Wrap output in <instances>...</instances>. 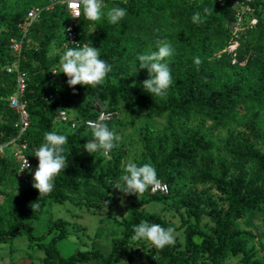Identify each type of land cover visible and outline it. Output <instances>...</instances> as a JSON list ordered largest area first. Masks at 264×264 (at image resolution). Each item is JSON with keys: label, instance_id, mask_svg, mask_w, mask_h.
Returning <instances> with one entry per match:
<instances>
[{"label": "trees", "instance_id": "1", "mask_svg": "<svg viewBox=\"0 0 264 264\" xmlns=\"http://www.w3.org/2000/svg\"><path fill=\"white\" fill-rule=\"evenodd\" d=\"M104 2L109 3V9H126L127 15L115 25L102 21L90 32V20L82 9L75 29L78 41L82 44L90 41L93 47H97L100 58L112 66V71L105 83L96 87H69L67 77L59 73L60 86L51 94L47 87L52 72L60 65V57H50V48L57 42L63 54L69 49L65 48L63 34L69 22L65 6L57 4L43 11L39 21L32 26L17 60L10 50V43L20 39L19 25L31 8L45 9L50 0H0V146L14 139V143L9 144L10 150L14 145L24 144L26 149L22 154L29 159L34 170L38 160L33 155L44 142L46 132L55 130L68 137L65 145L68 165L55 179L50 194L39 196L38 190L32 187L34 173L20 179L19 192L9 191L15 185L14 178L7 180L5 189L0 190L3 197L0 245L21 235L29 242L39 243L52 235L47 245L38 244L45 254L42 264H88L90 261L116 264L117 257L125 253L133 240L134 226L148 221L164 228L172 227L175 231L184 229L183 250L174 252L170 245L156 248L167 264H195L198 252H206L211 264H221L228 254H240L242 264H264L254 259V253L247 249L248 242L244 237L251 233L237 226L239 221H254L264 214V151L257 147L260 144L264 149V114L256 110L243 123L247 133L236 135V147L229 148L231 159L219 152L220 147L214 139V133L228 129L232 115L241 112L248 103L264 101V26L259 20L264 0L249 3L258 21L238 38L232 37L228 24L235 20L234 4L245 5V0ZM205 8L209 10L208 14L204 13ZM198 11L204 22L195 24L191 17ZM160 39H167L174 49L168 60L173 83L163 97L150 96L143 89L142 82L149 74L146 69H139L137 59L139 55L156 51V41ZM235 42L238 45L230 52L229 48ZM195 57L202 60L198 67L193 62ZM11 64L15 69L7 74L6 69ZM19 72L26 79L22 99L29 113V126L16 139L18 114L10 107V97ZM49 95H52L51 99ZM120 103L132 126L139 120L137 108L144 110L146 118L167 117L172 128L169 136L153 138L143 135V152L136 164L151 163L158 179L168 186L169 194H150L149 188L144 192L148 193L145 198L125 195L130 204L121 220L122 236L112 239L108 256L93 248L63 258L57 243L68 236L66 222L62 219L54 221L39 237L32 235V223L48 202H69L87 211L95 209L97 194L106 197V192L123 174L121 161L126 153L116 147L109 153L108 160L104 159L102 152L90 155L83 145L93 138L91 130L83 126L71 130L66 125L70 130L66 134L56 124L59 122L57 114L65 111L70 116L69 112L75 110V119L85 121L95 119L101 108L117 115ZM193 116L201 119L196 127L188 129L185 134L176 129V124L188 123ZM245 164L252 165L249 180L241 174H233L234 169L241 170ZM18 172V162L10 154H0V185L10 177L9 174L15 177ZM189 183L214 187L223 196V206L188 188ZM34 202L39 208L33 207ZM154 202L183 209L185 215H180V226L175 227L157 214L143 218L142 208ZM202 209L208 210V215L213 218L211 233L200 227ZM195 238L201 239L199 246Z\"/></svg>", "mask_w": 264, "mask_h": 264}, {"label": "rangeland", "instance_id": "2", "mask_svg": "<svg viewBox=\"0 0 264 264\" xmlns=\"http://www.w3.org/2000/svg\"><path fill=\"white\" fill-rule=\"evenodd\" d=\"M110 1V0H108ZM105 13L109 10V3L104 2ZM233 8V7H232ZM260 9V8H259ZM235 13V20L233 23L228 24V29L231 32L232 37L238 38L241 33L246 29H251L255 24L253 21H258L255 13L252 9L249 10L242 3H238V6L233 8ZM260 18L264 26V8L260 9ZM102 21L108 22L106 15L102 17L100 21H89V31L93 32L94 28ZM235 46V44L233 45ZM63 53L60 50V46L56 43L50 48V57L59 56L60 59ZM59 68V69H58ZM11 69V72L15 69L12 64L6 69ZM60 70V65L55 69L56 72ZM59 74H53L48 84V90L53 94L56 87L60 86L58 79ZM16 85L12 86V94H15ZM139 114V120L132 126L129 115L124 111L123 105L120 103L116 110V119L112 120L107 126L110 130L115 131L122 139L119 142V149L123 150L126 155L121 161V172L123 173V166L132 161L136 163L140 160L143 152L141 143L142 136L147 134L153 138L156 136H169L172 128L169 127L167 117L162 118H146L144 110L137 108ZM256 110H261L264 114V101L258 104L248 103L244 106L241 112H238L231 116V124L228 129L214 133L215 140L220 147L219 152L231 159L229 148L236 147V135L238 133H247V130L243 127V123L252 115ZM70 117L75 119L76 112L72 110L69 112ZM201 122L198 116H193L191 121L183 123L180 126L176 124V129L182 134H185L188 129L196 127ZM59 129L64 133L69 134L70 130L66 125H60L56 123ZM209 125V123H206ZM257 147L264 151L260 144ZM4 155H9L10 149L4 148ZM103 155V154H102ZM104 156L105 160H108V156ZM251 164H245L241 170H233V174H241L245 176L246 180H249L252 176ZM35 169H31L30 173H26L28 178L33 174ZM8 178L4 180L3 185H0V190L5 189L7 180H15L13 189L11 192L20 191V178L23 174H16L13 177L9 174ZM188 188L201 195L202 197H211L221 206V198L223 196L217 192V190L210 185H195L188 184ZM148 193L138 194L139 198L147 197ZM2 195L0 194V204L2 203ZM104 201H108L106 205ZM96 207L87 211L85 208L74 207L69 202H63L61 204L48 202L38 219L33 222L31 233L35 237L43 235L50 224L58 219H62L66 222V228L68 236L57 243V249L63 258L70 256L76 251H88L90 249H97L104 256H108L111 251L112 239L122 236L123 227L121 220L126 216V207L130 204L125 195L114 188H110V191L106 192V197L97 194ZM202 216L199 219L200 227L207 233H211L214 227L213 218L208 215V210L202 209ZM149 214H157L168 223H172L175 227H179L181 224L180 215L184 214V210L178 208L176 205H168L163 202H154L148 204L142 208V217L145 218ZM264 214L260 215L254 221H239L237 223L238 228L249 231L251 235L245 236L247 240V249L254 253V259H257L264 263ZM193 222L194 219H191ZM54 234V233H53ZM52 236V235H51ZM51 236L44 238L39 242H29L24 235L16 237L10 243L0 245V264H15L18 261H30V264H42V260L45 256L44 250L38 247V244L47 245ZM175 243L170 245L174 252L183 250L184 248V229H178L174 232ZM195 243L199 246L201 244L200 238H195ZM242 256L228 254L221 264H242ZM88 264H96L94 261H90ZM116 264H167V261L160 257L156 248L146 240H139L138 242L133 239L127 246L125 253H121L117 257ZM195 264H211L208 254L206 252H198L197 260Z\"/></svg>", "mask_w": 264, "mask_h": 264}, {"label": "clouds", "instance_id": "3", "mask_svg": "<svg viewBox=\"0 0 264 264\" xmlns=\"http://www.w3.org/2000/svg\"><path fill=\"white\" fill-rule=\"evenodd\" d=\"M82 5L83 14L92 21L97 22L102 17L107 18L110 24H118L126 15V9L112 7L105 13L104 0H76L75 12L73 18H79L80 6ZM209 10L204 9L208 14ZM192 22L200 24L204 22L201 13L195 12L191 17ZM74 48L67 49L60 59V70L52 72L53 74L63 73L67 77V85L74 87L83 85L96 87L103 85L108 73L112 71V66L100 58V51L93 47L91 42ZM156 51L149 54H142L137 57L139 69H146L148 78L142 82V87L150 96L155 95L163 97L173 83L171 70L168 60L174 54L170 42L167 39L156 41ZM194 64L198 67L202 60L195 57ZM71 110V109H70ZM62 115L67 116L62 112ZM107 116L101 114L95 121H88L87 125L91 129L92 139L87 140L83 145L84 150L89 153L102 152L103 155L109 156V153L118 147L121 137L110 130L104 122ZM44 142L36 149L34 157L38 160V165L32 175V187L40 195L50 194L54 189L55 179L64 171L68 165L65 155V145L68 143V137L64 134H58V131L46 132L43 137ZM110 158V156H109ZM31 171L29 161L24 157L21 165V171ZM20 171V172H21ZM161 187V181L157 177L155 167L151 163H144L138 166L136 163L129 161L123 166V174L115 181L112 188L123 193L124 195H142L145 191L152 188L153 190ZM106 208L108 201H104ZM33 207L39 208L38 203H33ZM133 239L146 240L155 248L163 249L165 246L175 243L174 232L172 227L164 228L158 223H149L141 221L133 228Z\"/></svg>", "mask_w": 264, "mask_h": 264}, {"label": "built area", "instance_id": "4", "mask_svg": "<svg viewBox=\"0 0 264 264\" xmlns=\"http://www.w3.org/2000/svg\"><path fill=\"white\" fill-rule=\"evenodd\" d=\"M245 1H246V4L244 6H246V8L249 10L250 8L249 3L254 0H245ZM238 3L239 2H236L234 6H238ZM57 4L64 5L67 11V14L69 16V22L65 25L64 30H63V34L66 39L65 48L67 49L70 47H77L78 45L76 43H78L79 46L83 45L81 42L78 41V34L75 29V26L79 23V20L81 18L82 5L80 6V9H79L80 11L79 18L77 19V18H73L74 12L76 10L75 8L76 0H50L49 6L46 7L45 9L37 8V7L31 8L27 12L22 23L19 25L20 39L12 40L10 43V50L15 54L17 60L20 59L23 44L27 40V37L30 33L32 26L36 22L39 21L44 10H48ZM253 23L255 24L256 21H253ZM234 44L235 46H231L229 48L230 52L233 51L238 45L237 42H235ZM7 72L11 73V69H8ZM25 89H26L25 75L19 72L16 77L15 94L10 97V107L16 110L18 114V123L16 125L17 130H18V135L16 139H18L20 135H22L29 126V113L26 108V103L22 99ZM48 98L51 99L52 95H49ZM62 112L66 114L67 119L65 118V115H62ZM96 113H97V117L95 119H88L85 121H81V120L71 118L65 111H60L57 114V118L61 124L67 125L71 130H75L78 126H83L85 127V129L91 130L87 125L88 121L90 120L95 121L97 120L98 117L101 116V114H105L107 118L105 119L104 122L109 123L114 119V116L116 115V113L108 111L103 108L99 109ZM14 141L15 139L11 140L8 144L4 146H0V154L4 155L3 149L4 148L8 149L9 144L14 143ZM25 149H26V146L24 144L20 146L14 145V147L11 149L9 153L12 156V158L15 159L19 164V174H23L22 178H20L22 180L25 179V174L30 172L27 169L21 171V165L23 162V158L25 157L29 161V159L25 155L22 154V151ZM150 194H159V195L166 196L169 194L168 186L164 182H161L160 188L155 189V190L150 188Z\"/></svg>", "mask_w": 264, "mask_h": 264}, {"label": "crops", "instance_id": "5", "mask_svg": "<svg viewBox=\"0 0 264 264\" xmlns=\"http://www.w3.org/2000/svg\"><path fill=\"white\" fill-rule=\"evenodd\" d=\"M3 198V197H2ZM3 200V199H2ZM74 207H76V206H74ZM84 208V207H83ZM32 225H33V223H32ZM14 264V263H13ZM15 264H30V261H18V262H16Z\"/></svg>", "mask_w": 264, "mask_h": 264}]
</instances>
